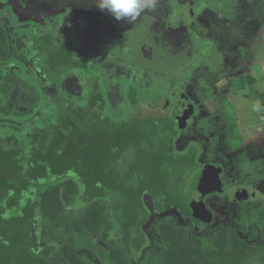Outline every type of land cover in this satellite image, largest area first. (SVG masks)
I'll list each match as a JSON object with an SVG mask.
<instances>
[{
  "label": "trees",
  "instance_id": "1",
  "mask_svg": "<svg viewBox=\"0 0 264 264\" xmlns=\"http://www.w3.org/2000/svg\"><path fill=\"white\" fill-rule=\"evenodd\" d=\"M15 43L11 37V57ZM23 50L37 69L38 89L11 57L3 61L9 48L2 32L0 264H66L54 255L60 256L57 245L68 237L63 226L70 212L76 229L107 231L110 264H264V242L251 246L223 228L201 249L177 229L171 212L194 218L186 195L179 201L169 190L168 177L179 165L194 170L195 179L211 165L205 162L203 132L183 134L168 116L130 115L138 93L147 100L154 82L147 87L125 80L110 89L71 45L40 33L29 34ZM74 72L86 85L80 100L65 96L61 87ZM163 93L156 94L157 102ZM259 209L264 225V203ZM151 223L160 241L155 251L148 247Z\"/></svg>",
  "mask_w": 264,
  "mask_h": 264
},
{
  "label": "rangeland",
  "instance_id": "2",
  "mask_svg": "<svg viewBox=\"0 0 264 264\" xmlns=\"http://www.w3.org/2000/svg\"><path fill=\"white\" fill-rule=\"evenodd\" d=\"M11 1L6 13L1 9L9 31L36 28L37 17L30 16L36 7L46 20L54 19V40L69 43L76 39V57L86 58L110 89L122 87L125 80L154 82L147 100L142 91L138 93L139 102L130 115L168 116L178 104L169 108L163 101L170 98L163 93L167 98L157 102L156 94L178 83L200 111L182 133L197 136L203 132L205 162L221 164L226 189L223 195H207L202 200L212 215L210 223L198 226L195 220L171 212L174 224L192 246L201 249L223 228L251 246L264 242V225L257 217L264 203V0H159L157 10L133 26L99 10L96 0ZM19 14L25 16L24 21L17 19ZM16 50L19 57L11 63L38 89L37 69L17 43ZM61 87L65 96L75 100L86 90L75 72L63 77ZM194 172L177 165L168 177L169 190L179 201L194 180ZM120 210L110 209V213ZM74 214L64 218L66 224L70 220L63 226L68 237L62 246L57 245L60 256L54 259L66 264H110L112 240L103 236L107 231L76 229ZM147 227L148 247L155 251L160 248L152 232L157 224ZM132 258L139 260L135 255Z\"/></svg>",
  "mask_w": 264,
  "mask_h": 264
},
{
  "label": "flooded vegetation",
  "instance_id": "3",
  "mask_svg": "<svg viewBox=\"0 0 264 264\" xmlns=\"http://www.w3.org/2000/svg\"><path fill=\"white\" fill-rule=\"evenodd\" d=\"M11 3H12V1L11 0H9L8 2L6 1V0H0V13L2 12L1 11V9H3L4 11H5V13H6V11H7V7L9 8V6L11 5ZM30 16L31 17H35V19H36V17H37V21H36V25H37V27L36 28H29V29H26V30H23V29H21V30H17V31H9L8 30V27H7V25H6V23H5V20H6V15H2V13L0 14V35L2 34V32H4L5 31V35H6V38H7V41H8V48H9V44H10V49H9V53H8V56H7V58L6 59H3V61L4 62H7L8 61V59L11 57V55H12V50H11V37H13V39H14V41L15 42H17V43H19V45L18 46H21V47H23V45H24V41H25V38L29 35V34H35V33H40V34H42V35H48L49 37H51L53 40H54V38H53V35L55 34V32H54V24H55V21H53L54 19H48V20H46L47 18L43 15V14H40L39 12H38V9L36 8V7H32V13L30 14ZM17 19L19 20V21H24L25 20V16L24 15H17ZM91 25V22L89 21L88 23H87V26H86V29L89 27ZM85 32L87 33V31L85 30ZM55 41V40H54ZM76 41V39H74V41H72V42H67V43H65V44H69V45H71L72 46V48H73V50H74V42ZM62 43V42H61ZM16 44V43H15ZM75 51V50H74ZM15 57H19L18 56V52L16 53V55L15 56H13V57H11V59H14ZM82 58H84V57H82ZM86 59V58H85ZM28 60H29V58H28ZM87 60V59H86ZM11 62V61H10ZM29 62V61H28ZM37 80H38V78H37ZM148 82L147 83H145V86H147L148 87ZM175 83H172V84H170V86L171 85H174ZM175 85H177L178 86V89H177V91H174V92H172V88H164V90H162V92H164L166 95H167V97H169L170 98V100L168 99L166 102H165V104H167L168 105V107L170 108L171 106H173V105H175V104H178V105H176V107L174 108V109H171L169 112H168V116L175 122V124L177 125V121L174 119V118H172L171 116H170V113L171 112H173L174 110H177L178 108H179V106L182 104V102H184V101H189L190 103H191V105H192V108H193V114L188 118V120H187V124H186V126H188L189 125V123L192 121V119L193 118H195L197 115H198V113H200V111H199V108L197 107V105L193 102V100L191 99V97L188 95V93L184 90V89H182L181 88V86L178 84V83H176ZM165 97V96H164ZM167 97H165V98H167ZM169 101H171L172 103H170ZM174 103V104H173ZM173 104V105H172ZM164 106V105H163ZM220 107H221V105H220ZM169 108L167 109V110H169ZM214 116L215 117H218V114L216 113V114H214ZM177 128H178V126H177ZM182 130V129H181ZM215 166H209V167H220L221 169H222V172H221V174L219 175V179H220V182H221V185H222V192L221 193H215V192H213V193H210V194H205V195H203L202 196V200H203V198L205 197V196H209V195H218V196H220V195H223L224 193H225V189H226V186L224 185V182H223V180L221 179L222 178V175H223V173H224V171H223V168H222V166H221V164H214ZM195 220V219H194ZM196 221V224L198 225V226H200L199 224H198V222H197V220H195ZM200 223V222H199ZM201 224V223H200ZM202 225V224H201Z\"/></svg>",
  "mask_w": 264,
  "mask_h": 264
},
{
  "label": "water",
  "instance_id": "4",
  "mask_svg": "<svg viewBox=\"0 0 264 264\" xmlns=\"http://www.w3.org/2000/svg\"><path fill=\"white\" fill-rule=\"evenodd\" d=\"M192 114L191 103L184 101L177 110L170 113V116L177 121L178 129L181 130L186 127L187 120ZM221 172L222 169L220 167H208L196 176L187 189L186 198L192 211V216L202 224H208L212 220V215L203 204L202 196L213 192H222V185L219 179Z\"/></svg>",
  "mask_w": 264,
  "mask_h": 264
},
{
  "label": "clouds",
  "instance_id": "5",
  "mask_svg": "<svg viewBox=\"0 0 264 264\" xmlns=\"http://www.w3.org/2000/svg\"><path fill=\"white\" fill-rule=\"evenodd\" d=\"M159 0H96V7L107 13L117 22L135 25L142 16L155 12Z\"/></svg>",
  "mask_w": 264,
  "mask_h": 264
},
{
  "label": "crops",
  "instance_id": "6",
  "mask_svg": "<svg viewBox=\"0 0 264 264\" xmlns=\"http://www.w3.org/2000/svg\"><path fill=\"white\" fill-rule=\"evenodd\" d=\"M232 68V67H231Z\"/></svg>",
  "mask_w": 264,
  "mask_h": 264
}]
</instances>
